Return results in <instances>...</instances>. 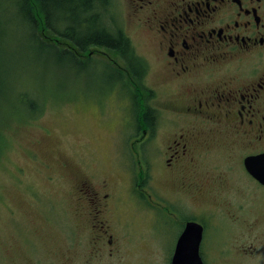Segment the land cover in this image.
<instances>
[{"label": "rangeland", "instance_id": "1", "mask_svg": "<svg viewBox=\"0 0 264 264\" xmlns=\"http://www.w3.org/2000/svg\"><path fill=\"white\" fill-rule=\"evenodd\" d=\"M113 1L115 27L129 35L135 56L148 60L146 81L155 84L161 70L154 41L161 32L156 25H133L125 0ZM32 12L38 15L35 4ZM20 15L14 0H0V262L32 264L50 255L53 264H65L68 248L88 246L91 235L79 232L76 220V214L86 213L84 205L78 190L71 194L74 180L85 173L98 187L105 179L110 183L107 191L113 197L105 214L115 219L111 231L124 244L120 264H170L180 221L184 224L188 217L207 226L201 244L204 264H264V191L246 187L243 175H231L226 165L237 164V159L215 150L208 158L205 152L198 156L218 180L207 194L176 184L171 177L176 170L159 155L173 143L171 128L157 121L154 132H143L142 109L137 116L130 104L137 98L142 108L141 91L134 86L128 95L123 76L128 72L119 55L90 48L83 53L88 55L84 68L69 71L32 41L31 27ZM20 81L44 96L39 113L20 108L17 94H10ZM138 179L151 192L154 209L143 195L144 200L131 196ZM231 188L236 199L226 195ZM159 197L179 199L182 209L157 212L159 206L172 210ZM238 199L248 217L237 213L243 225L233 221L227 230L222 211L234 214ZM32 230L38 234L33 236Z\"/></svg>", "mask_w": 264, "mask_h": 264}, {"label": "flooded vegetation", "instance_id": "2", "mask_svg": "<svg viewBox=\"0 0 264 264\" xmlns=\"http://www.w3.org/2000/svg\"><path fill=\"white\" fill-rule=\"evenodd\" d=\"M125 4L133 25L141 29L156 25L161 32L154 41V58L161 70L158 81L147 83L149 64L144 58L145 66L137 74L132 69L127 71L131 72L128 95L132 96L134 86L141 91L144 133L154 132L157 121L171 128L173 143L159 155L176 170L172 180L193 186L199 194L209 193L218 180L198 156L205 152L208 158L215 150L237 159V164L226 165L231 175H243L246 187L264 191V184L247 170L244 162L246 157L264 152V0H125ZM136 99H131L130 104L134 113L138 109L140 114ZM149 109L151 119L146 117ZM202 146L208 147L202 151ZM80 181L83 187L78 186ZM109 185L105 179L98 187L85 173L74 180L71 194L78 190L86 212L78 210L84 214H76L77 229L88 231L91 238L82 251L77 246L68 248L65 264H120L124 258L120 254L124 244L111 231L115 219L105 214L111 209L108 199L113 197L107 191ZM130 189L132 197L143 199V195L149 206H156L142 179L134 180ZM180 189L191 195L190 190ZM226 195L229 199L237 197L232 188ZM159 198L172 210L164 211L159 206L157 212L174 214L178 207L182 209L177 206L179 199ZM236 203L234 214L222 211L227 230L233 221L243 225L237 213L248 217L244 202L238 199ZM189 220L202 226L199 250L203 260L201 244L207 226L202 220L188 217L184 224L180 221L178 237ZM32 232L33 236L38 234L36 230ZM32 264L53 261L45 255L44 260Z\"/></svg>", "mask_w": 264, "mask_h": 264}, {"label": "trees", "instance_id": "3", "mask_svg": "<svg viewBox=\"0 0 264 264\" xmlns=\"http://www.w3.org/2000/svg\"><path fill=\"white\" fill-rule=\"evenodd\" d=\"M14 1L20 9L22 21L31 27L32 41L39 47L46 48L50 59L54 63L63 62L69 71L74 68L83 69V61L88 59V55L83 53L90 48L99 47L103 48V55L107 54L104 49L116 52L127 71L132 69L133 73L137 74L144 68V58L135 56L129 35L114 25L115 16L111 0ZM33 4L36 5L38 15L32 12ZM128 75L130 77L131 72L123 75L124 84L129 81ZM19 83L16 89L10 90V94H17L20 108L29 110L30 114L39 113L43 107L44 96L32 88H26L21 81ZM136 100L139 103L140 100ZM141 109L139 107L140 111ZM147 111L146 117L151 119V110ZM136 114L139 115L138 109ZM1 138L0 133V154Z\"/></svg>", "mask_w": 264, "mask_h": 264}, {"label": "water", "instance_id": "4", "mask_svg": "<svg viewBox=\"0 0 264 264\" xmlns=\"http://www.w3.org/2000/svg\"><path fill=\"white\" fill-rule=\"evenodd\" d=\"M244 162L247 170L264 184V152L250 155ZM201 238V224L194 220L187 221L177 239L170 264H203L199 250Z\"/></svg>", "mask_w": 264, "mask_h": 264}]
</instances>
